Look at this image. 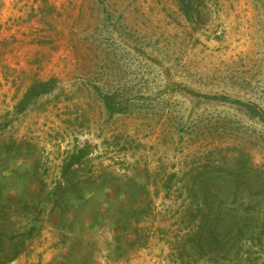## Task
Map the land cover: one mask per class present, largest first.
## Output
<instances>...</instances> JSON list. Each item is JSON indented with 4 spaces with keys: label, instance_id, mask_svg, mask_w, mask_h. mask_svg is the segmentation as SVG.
Masks as SVG:
<instances>
[{
    "label": "rangeland",
    "instance_id": "obj_1",
    "mask_svg": "<svg viewBox=\"0 0 264 264\" xmlns=\"http://www.w3.org/2000/svg\"><path fill=\"white\" fill-rule=\"evenodd\" d=\"M239 102L264 113V0H0V146L47 193L66 175L58 199L121 190L87 264H264V121Z\"/></svg>",
    "mask_w": 264,
    "mask_h": 264
},
{
    "label": "crops",
    "instance_id": "obj_2",
    "mask_svg": "<svg viewBox=\"0 0 264 264\" xmlns=\"http://www.w3.org/2000/svg\"><path fill=\"white\" fill-rule=\"evenodd\" d=\"M36 164L34 152L0 146V264H87L120 204V188L58 199L47 193Z\"/></svg>",
    "mask_w": 264,
    "mask_h": 264
},
{
    "label": "trees",
    "instance_id": "obj_3",
    "mask_svg": "<svg viewBox=\"0 0 264 264\" xmlns=\"http://www.w3.org/2000/svg\"><path fill=\"white\" fill-rule=\"evenodd\" d=\"M206 1L207 0H180L181 10L185 14L187 13L188 15V12L194 11L195 7L198 8L200 6H204L206 4ZM50 90H51L50 85L48 83H38L29 89L25 100L32 97V95L36 92L37 93H40V92L48 93ZM103 99H104V102L107 108L111 111V113H116L117 111L115 110L114 102L111 101L112 99L107 96H104ZM238 104H241L242 106H244L252 118H259L264 121V113L258 110L256 106L251 105V104L240 103V102ZM74 160H78V159L75 158ZM75 162L76 161H72L71 164H74ZM62 180H63L64 185L59 186L60 188L59 190H57L58 192L57 194L53 192L51 193L53 197H57L58 194L65 196V194L69 193V190L65 188V185L71 184V180L67 178L66 175L62 177Z\"/></svg>",
    "mask_w": 264,
    "mask_h": 264
}]
</instances>
